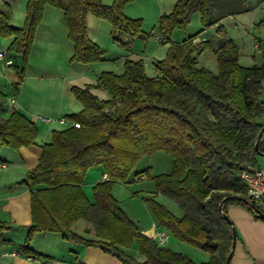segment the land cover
Returning a JSON list of instances; mask_svg holds the SVG:
<instances>
[{"label": "trees", "instance_id": "1", "mask_svg": "<svg viewBox=\"0 0 264 264\" xmlns=\"http://www.w3.org/2000/svg\"><path fill=\"white\" fill-rule=\"evenodd\" d=\"M132 1L104 5L99 0H28L21 29L13 27L11 8L3 2L0 38H13L7 56L16 54L22 60L21 68H15L14 88L22 82L46 6L63 12L67 40L73 45L69 62L88 65L101 60L102 51L88 38L87 16L108 22L113 40L128 47L141 36V20L123 13ZM214 10V0H177L170 13L160 16L159 42L170 45L154 77L145 75L142 60L126 59L121 74L102 72L95 85L71 87L81 110L66 119L79 128L52 131L51 141L40 147L38 164L19 182L32 189V224L20 254L40 257L31 249L33 236L59 234L71 243L99 248L122 264H196L143 234L113 197L114 185L142 178L151 180L156 195L172 199L182 212L176 217L156 201V195L145 198L157 226L208 253V262L202 264H225L231 252L233 227L222 217L226 205H239L261 219L258 211L264 213L246 196L239 174L256 166L259 155L264 157V40L256 41L262 64L242 67L237 45L225 39L219 26L221 40L213 50L216 74L197 66V57L210 48L208 41L194 44L196 35L182 43L170 42L175 30H186L194 14H199L200 33L218 25L226 16L214 17ZM98 89L109 99L95 95L93 90ZM6 101L0 92V149L18 152L36 146L37 126L22 113H8ZM158 151L172 160L169 174L151 176L150 168L141 175L134 173L142 158ZM91 170L106 179L94 184L89 201L82 186ZM79 221L90 225L92 237L74 232ZM8 228L0 225V246Z\"/></svg>", "mask_w": 264, "mask_h": 264}, {"label": "rangeland", "instance_id": "2", "mask_svg": "<svg viewBox=\"0 0 264 264\" xmlns=\"http://www.w3.org/2000/svg\"><path fill=\"white\" fill-rule=\"evenodd\" d=\"M99 1L104 5H111L114 0ZM175 3L176 0H133L127 4L123 9L124 15L132 20H141V36L134 38L128 47H122L113 40L112 28L108 22L97 20L89 14L87 16L88 38L102 51L101 60L91 64L95 65L94 71L100 70V72L121 74L123 72V63L126 59H140L143 62L145 75L149 78L154 77L156 75V65L166 58L170 45V43L161 44L155 38V35H159L158 20L163 14L170 13ZM214 5V17L226 16L220 24L200 33L202 26L199 14H194L186 30H175L171 35L170 42L182 43L189 37L196 35L197 38L193 41L194 44L208 41L210 48L204 49L197 57V66L216 74L218 67L213 50L220 44L221 37H219L217 29L222 26L226 36L239 47L240 66L246 68L254 65L260 66L262 58L260 52L254 48V41L256 39L264 40V24H261V20L264 18V0H214ZM44 37L47 43L42 45L43 38L34 36L33 42L35 40L36 45L34 48L32 43L34 49L31 47L26 60V68H29L28 71L25 69L22 82L17 85V88L7 84V81L2 84H6V90H2V92L6 97H10L15 96L16 91L20 90L19 88L23 82L25 83L21 92V99L29 106L28 109L33 114L29 117L41 130L43 126L40 124L39 118L43 116L41 113L42 109L48 106L40 104L39 101L50 99V95L53 94L52 91L56 88L54 85L51 87L47 85L48 82L45 76L55 73L62 76L69 74V65H71L66 60L65 52L63 51L65 36H61L59 31H57L48 33ZM122 39L126 41L124 36ZM2 41L0 39V44ZM12 58L14 63L10 69L15 71L14 67L21 68V56L18 55L16 57L14 55ZM55 64H57V69L53 68ZM39 84H41L42 88H35ZM95 94L100 99H109L108 94L102 90H95ZM50 125L59 129L68 127V124L61 126L58 124ZM42 135L43 132L41 133L43 138ZM49 139L45 142H48ZM256 160L258 166L264 168V157L259 156ZM148 168H150L151 176L169 174L172 170V160L163 151H158L142 158L137 164L134 173L144 174V171ZM88 177H90L89 172L86 179ZM154 195H156L154 184L147 178H142L126 185H118L114 191V196L118 200L120 207L138 225L141 232L148 237L153 235L152 225L157 226V224L150 207L144 199ZM156 201L175 216L180 217L182 215L180 208L172 199L159 194L156 195ZM256 206L261 207L264 205L256 202ZM170 243H176L175 247H173L174 250L193 249L191 248L192 246L177 243L174 238L170 240ZM163 247H166V245Z\"/></svg>", "mask_w": 264, "mask_h": 264}, {"label": "crops", "instance_id": "3", "mask_svg": "<svg viewBox=\"0 0 264 264\" xmlns=\"http://www.w3.org/2000/svg\"><path fill=\"white\" fill-rule=\"evenodd\" d=\"M3 2L8 3L11 8L13 14V27L21 29L25 21L26 5L28 0H0V5ZM173 6L171 10L173 9ZM57 31H59L61 36H65L63 51L65 52V58L69 63L73 54V45L67 40V29L63 22V12L56 8L46 6L41 23L35 32V36L36 38L38 36L41 39L43 38L41 43L44 45L43 43H47L44 36L48 33ZM155 38L159 42V35H155ZM225 39L230 38L226 36ZM2 40L3 41L0 44V51H6L12 44L13 38H5ZM257 40L258 39L254 41L255 49ZM33 45L35 48V40ZM14 55L16 57L18 56L16 54H11L10 58L12 60V56L14 57ZM69 64H71L69 65V74H64L62 76L55 73L45 76L48 82L47 85L49 87L54 85L56 88L52 91L53 94L50 95V99H42L39 101L40 104L48 107L42 109L41 113L43 116L39 118L40 124H42L43 127L42 130L40 127H37V145L21 148L18 152H13L5 148L0 149V225L4 224L9 227L8 230L3 233L5 244L0 246V264H122L115 257L103 253L99 248H86L81 245L71 243L62 239L59 234L39 233L33 236L31 249L40 255V257L29 258L19 253V248L23 245L27 235V228L32 224L30 209V191L32 189L19 185V182L22 181L30 169L34 168L38 164L41 156L40 147L51 141L52 131L63 130L53 128L50 124L60 125L58 122L59 119H66L67 116L76 114L81 110V105L73 98L70 92L71 87L95 85L99 75L102 73L100 70L94 71L95 65L77 63ZM11 67L13 66H7L2 60H0L1 93H3L2 90H6V84L4 83V85H2L3 82L7 81V84L12 87L17 84L18 78L16 71L11 70ZM28 68L29 67L26 68L27 71ZM53 68L57 69V64H55ZM23 86H25L24 82L19 88L20 90L16 91L15 96L13 95L7 97V101L11 98L15 99L13 107L6 104L7 111L8 113L17 111L31 120L29 116H32L33 114L28 109L29 106L21 99ZM35 88H42V86L39 84L36 85ZM98 91L101 90L98 89ZM93 93L95 94V90H93ZM31 121L33 122V120ZM40 130L43 132V138L41 137L42 132ZM48 138H50L49 141L45 142ZM89 173L90 177L86 179L84 185L82 186V191L86 198L89 201H92V188L94 184L102 181L104 176H102L98 170H91ZM118 185L126 184L114 185L112 195L115 199L116 197L114 196V191ZM261 204L264 205V203ZM257 207L262 211V213H264V206ZM224 214L227 216L235 231V245L232 250V256L229 264H264V219H262V217L261 219L254 218L253 214L246 208L235 204L226 205L224 207ZM152 227L153 235L151 238L158 244V246L163 247L166 245V248L186 256L196 264L208 262L209 254L195 247H191L193 249L188 250H174L173 247H175L176 243H170V240L174 238L173 235L158 226L152 225ZM90 229V225L84 221H79L73 225L74 232L84 237L93 236ZM158 233H165L167 235V240L164 244L158 243ZM174 239L179 244H185L176 238Z\"/></svg>", "mask_w": 264, "mask_h": 264}, {"label": "built area", "instance_id": "4", "mask_svg": "<svg viewBox=\"0 0 264 264\" xmlns=\"http://www.w3.org/2000/svg\"><path fill=\"white\" fill-rule=\"evenodd\" d=\"M0 60H2L7 66L13 65V60L7 56L6 51H0ZM7 104L8 106L13 107L15 99H9ZM58 122L60 125L68 124V127L79 128L77 123L68 121L67 119H59ZM239 178L245 187L246 196L252 201L264 203V168H261L258 165H249L246 170L239 174ZM104 179H106L105 176ZM166 240L167 235L165 233H158L157 241L159 244H164Z\"/></svg>", "mask_w": 264, "mask_h": 264}, {"label": "water", "instance_id": "5", "mask_svg": "<svg viewBox=\"0 0 264 264\" xmlns=\"http://www.w3.org/2000/svg\"><path fill=\"white\" fill-rule=\"evenodd\" d=\"M261 136H262V131L260 132V134H259V136H258V141H257L256 144H255V151H258L259 139L261 138ZM259 156H261V155H259ZM222 205H223V202H221L220 205H219V208H220V209L222 208ZM248 205H249V207H251L250 204H248ZM258 214H260V216L262 217V219H264V215H261V212H260V211H258ZM222 217H223L225 220H228L227 216H226L223 212H222ZM234 245H235V231H234V229H233V245H232L231 252L229 253V255H228V257H227V259H226V261H225V264H229V262H230V260H231L232 250H233V248H234Z\"/></svg>", "mask_w": 264, "mask_h": 264}]
</instances>
